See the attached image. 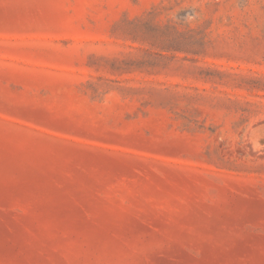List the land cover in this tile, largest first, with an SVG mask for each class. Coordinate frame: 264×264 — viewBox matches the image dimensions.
<instances>
[{
  "label": "rangeland",
  "instance_id": "obj_1",
  "mask_svg": "<svg viewBox=\"0 0 264 264\" xmlns=\"http://www.w3.org/2000/svg\"><path fill=\"white\" fill-rule=\"evenodd\" d=\"M0 264H264V0H0Z\"/></svg>",
  "mask_w": 264,
  "mask_h": 264
}]
</instances>
